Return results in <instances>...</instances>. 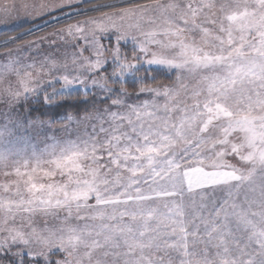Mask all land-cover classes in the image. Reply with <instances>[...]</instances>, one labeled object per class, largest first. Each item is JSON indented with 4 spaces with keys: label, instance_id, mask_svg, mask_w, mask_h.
<instances>
[{
    "label": "snow or ice",
    "instance_id": "1",
    "mask_svg": "<svg viewBox=\"0 0 264 264\" xmlns=\"http://www.w3.org/2000/svg\"><path fill=\"white\" fill-rule=\"evenodd\" d=\"M0 25V264H264V0Z\"/></svg>",
    "mask_w": 264,
    "mask_h": 264
},
{
    "label": "rangeland",
    "instance_id": "2",
    "mask_svg": "<svg viewBox=\"0 0 264 264\" xmlns=\"http://www.w3.org/2000/svg\"><path fill=\"white\" fill-rule=\"evenodd\" d=\"M0 2H3V0H0ZM142 2H144V3H149V2H151V0H145V1H142ZM44 19H48V17H45ZM35 23H37V24H41L42 21H41V20H37V21H35ZM27 26H28V24H23V25H22V27H27ZM60 26H62V25H61V24L50 25V26L44 28L43 31H39V32H37L36 34H37V35H44L45 32H51V31L53 30V27H60ZM4 31H6V28H5L4 26H0V33L4 32ZM7 32H9V31H7ZM12 34H13V33H12ZM12 34H11V35H12ZM27 38H28V39H31V37H27ZM142 99H143V97H142ZM2 107H3V105L0 104V108H2ZM42 146H43V145H41V147H42Z\"/></svg>",
    "mask_w": 264,
    "mask_h": 264
},
{
    "label": "trees",
    "instance_id": "3",
    "mask_svg": "<svg viewBox=\"0 0 264 264\" xmlns=\"http://www.w3.org/2000/svg\"><path fill=\"white\" fill-rule=\"evenodd\" d=\"M142 1H145V0H140V2H142ZM4 32H5V31H4ZM4 32H2V33H0V34H3ZM12 33H13L12 31L7 32L8 35H11ZM0 38H2V36H0ZM165 82H168V81H165Z\"/></svg>",
    "mask_w": 264,
    "mask_h": 264
},
{
    "label": "crops",
    "instance_id": "4",
    "mask_svg": "<svg viewBox=\"0 0 264 264\" xmlns=\"http://www.w3.org/2000/svg\"><path fill=\"white\" fill-rule=\"evenodd\" d=\"M0 26H3V25H0Z\"/></svg>",
    "mask_w": 264,
    "mask_h": 264
}]
</instances>
